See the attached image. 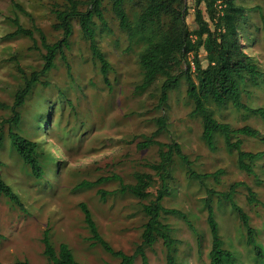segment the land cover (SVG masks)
I'll return each instance as SVG.
<instances>
[{
    "label": "rangeland",
    "instance_id": "obj_1",
    "mask_svg": "<svg viewBox=\"0 0 264 264\" xmlns=\"http://www.w3.org/2000/svg\"><path fill=\"white\" fill-rule=\"evenodd\" d=\"M15 1L30 14L31 20L15 12L8 0H0V102L8 106H12L16 92L24 85L17 68L29 77L31 73L40 72L44 65L38 35L34 33L35 44L23 37L8 38L15 30L8 19L17 16L24 29H40L50 45L62 39V33L53 30L56 19L52 13L56 7H63L62 0ZM236 3L252 15L245 28L247 37L252 40H242V50L263 75L258 85L246 86L242 102L250 108H260L264 107V31L261 26L264 0H236ZM185 5L188 10L185 22L192 31L195 29L193 0H185ZM103 7L107 27H102L95 19V39L110 65L109 86L102 80L100 64L93 60L78 23L72 21L69 48L64 50L69 70L57 55L54 69L39 76L24 106L17 110L21 123L16 132L38 143L39 153L44 157L41 158L42 180L34 179L29 167L14 153L7 137L10 127L3 126L1 176L19 198L24 211L6 198L0 199V264L18 261L50 264L43 256L41 243L45 231L56 251L60 244H66L79 264H118V259L90 241L80 204L88 207L100 236L114 251L133 255L142 242L143 225L147 222L142 206L154 200L160 189V179L149 165L159 163L161 149L157 146L138 148L150 140L179 145L191 163L188 169L173 156L168 180L170 194L162 202L164 209L185 217L161 215V223L170 227L171 237L177 241V262L209 264L211 238L206 223L209 203L219 224L224 248L233 254L235 264H260L246 244L241 222L227 204L218 202L217 194L228 191L236 183H243L256 194L261 204L250 205L246 187L241 186L236 190L234 201L249 217L257 241L264 247V185L239 170L236 153L227 152L221 136L216 137L214 150L206 146L201 137V119L190 115L194 105L186 96L183 66L175 71L178 86L168 92V100L161 108L158 103L163 79H158L148 89H140L142 70L138 56L143 45L129 40L120 30L109 5L104 3ZM200 9L208 22L204 6ZM126 11L133 20L136 8L126 5ZM209 25L213 30L211 23ZM199 60L205 68L207 62L202 50ZM207 107L219 123L228 124L233 130L243 127L257 130L258 139L235 136L232 142L241 141L244 152H264V124L259 118L235 111L230 105L220 110L211 103ZM11 117L10 110H0V123ZM160 118L166 122V129L153 137ZM253 168L257 178L264 182V158L254 163ZM189 170L201 175L219 171L221 174L217 181L208 178L199 182L189 177ZM136 174L152 178L147 190L151 196L146 200L120 193L118 181L82 186L113 176L119 177L124 185H135ZM98 191L109 195L102 200ZM145 254L148 264H166V250L160 239L146 248ZM135 264H141L140 257Z\"/></svg>",
    "mask_w": 264,
    "mask_h": 264
},
{
    "label": "trees",
    "instance_id": "obj_2",
    "mask_svg": "<svg viewBox=\"0 0 264 264\" xmlns=\"http://www.w3.org/2000/svg\"><path fill=\"white\" fill-rule=\"evenodd\" d=\"M62 1L63 7L61 9L56 7L52 10L56 19L53 30L61 32L62 39L52 45L48 44L44 33L40 29L36 27L33 30L24 29L17 16L8 19L15 29L14 32L8 35V38L23 37L34 41V33H36L44 52L42 54L44 65L40 72L31 73L27 77L20 68H17L24 78V85L16 92L12 106L0 102V110H10L12 113L10 119L0 123V142L3 126L8 124L10 128L7 137L10 147L21 162L29 167L34 179L42 180L44 177V168L41 162V158L44 157L39 153L38 143L29 141L16 132L21 123L20 114L17 110L24 106L25 100L39 82V76L54 69V61L57 55L67 65L64 50L69 48V39L73 33L72 21L78 23L83 38L89 43L93 60L100 64L102 80L105 85L109 86L107 76L110 65L97 46L95 39L96 24L94 22L96 19L102 27H107L104 16L105 8L103 7V4L106 3L118 21L120 30L127 34L129 40H136L143 45V49L138 56L139 66L142 70L140 89H148L158 79H163L158 103V108H161L168 100V92L178 86V77L175 71L183 66L185 69L181 73L187 86L186 96L194 105L190 115L201 119V137L206 146L210 150H214L216 137L221 136L227 152L236 153L239 170L253 176L258 184L264 185V182L257 178L253 168L254 163L264 158V152H244L241 148V141L232 142V138L235 136L258 139L260 133L250 127L233 130L228 124L219 123L207 107L211 103L220 110L230 105L235 111L245 112L257 117L264 124V107L254 109L242 102V96L246 93V86L258 85L263 78L258 65L254 63L249 55L243 52L241 45L242 40L248 42L252 40L251 37H247L248 31H245L252 16L250 11L237 4L236 0H193L195 29L189 31L185 22L188 13L185 0ZM8 2L15 12L26 15L31 20L30 14L19 3L15 0H8ZM126 5H133L136 8L133 20H130L127 14ZM201 5L205 8L208 22L200 9ZM256 10L260 11L259 8ZM210 23L213 30L210 28ZM261 26L264 31V17H261ZM33 43L35 44V41ZM201 50L205 53L207 62L205 68L202 67L199 60ZM67 69L69 70L68 65ZM157 123L159 127L153 137L161 134L166 129L164 119H158ZM151 146H157L161 149L159 163L149 165L160 179V189L157 191L154 200L142 206V212L147 218V222L143 225L142 242L136 247L133 255L114 251L100 236L88 207L85 204L79 205L84 223L91 235L90 241L94 245H100L107 254L118 259V264H135L137 257H140L141 264H148L145 249L152 247L158 239L162 240L166 250V264H181L175 258L177 241L172 239L170 227L161 223V215L172 214L180 215L182 218L185 217L176 211L164 209L162 202L170 194L168 180L170 179L173 156L175 155L188 169L191 167V163L183 155L180 146L175 143L165 145L150 140L140 144L138 148L143 150ZM163 148L167 150L163 151ZM1 166L0 163V168ZM188 174L190 178L201 182L208 178L217 181L216 179L221 172L201 175L189 170ZM109 181H118L120 184L119 192L122 194L129 193L140 200H146L151 196L147 190L151 187L152 178L146 174H136L135 185H124L119 177L113 176L111 178H101L94 183H83L82 186L94 187ZM241 186L246 187L243 183H236L231 185L228 191L218 193V202L227 204L237 216L245 230L247 246L252 249L257 261L264 264V247L258 243L257 233L250 226L249 217L234 201L236 190ZM246 190L248 203L250 205H260L261 203L257 200L256 194L248 187H246ZM98 194L104 200L108 193L98 191ZM210 194L215 193L210 191ZM2 197L24 211L17 195L3 181L0 170V199ZM206 208V223L211 238L208 253L209 264H235L233 254L224 248V242L219 235V224L216 221L212 206L208 203ZM41 243L43 245V256L50 264H79L66 244H60L57 251L54 249L48 231L43 233ZM12 264L29 263L18 261Z\"/></svg>",
    "mask_w": 264,
    "mask_h": 264
}]
</instances>
